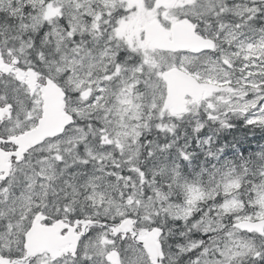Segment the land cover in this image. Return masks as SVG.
<instances>
[{"label":"snow or ice","instance_id":"snow-or-ice-1","mask_svg":"<svg viewBox=\"0 0 264 264\" xmlns=\"http://www.w3.org/2000/svg\"><path fill=\"white\" fill-rule=\"evenodd\" d=\"M233 116L264 126V0H0V264H264V151L176 162Z\"/></svg>","mask_w":264,"mask_h":264},{"label":"trees","instance_id":"trees-1","mask_svg":"<svg viewBox=\"0 0 264 264\" xmlns=\"http://www.w3.org/2000/svg\"><path fill=\"white\" fill-rule=\"evenodd\" d=\"M233 116L229 120L230 127L218 128L214 123L207 124L202 134H193L191 125L185 122L179 130L181 143L185 138L192 152L190 161H176L180 164V171L186 178L191 179L197 175L202 176L204 183H207V176L213 167L223 168L226 162H232L234 166L244 159H252L258 152L264 151V126L248 125L244 117ZM212 138V148L207 146L198 147L194 141L199 138ZM222 149L215 157H208L206 151ZM172 159L175 160V149ZM206 176V177H205ZM238 185H233V188Z\"/></svg>","mask_w":264,"mask_h":264},{"label":"water","instance_id":"water-1","mask_svg":"<svg viewBox=\"0 0 264 264\" xmlns=\"http://www.w3.org/2000/svg\"><path fill=\"white\" fill-rule=\"evenodd\" d=\"M193 95L189 92H187V90H185V92H180L177 94H170L168 100L166 101V104L168 105V107L171 108L172 112H180L183 113L184 111H186V104H187V100L185 99V95ZM200 95L195 94L193 95V100L196 99V96Z\"/></svg>","mask_w":264,"mask_h":264},{"label":"bare ground","instance_id":"bare-ground-1","mask_svg":"<svg viewBox=\"0 0 264 264\" xmlns=\"http://www.w3.org/2000/svg\"><path fill=\"white\" fill-rule=\"evenodd\" d=\"M240 118V117H239ZM256 126H258V125H256ZM206 177V176H205ZM204 179V178H203ZM207 180V179H206Z\"/></svg>","mask_w":264,"mask_h":264},{"label":"rangeland","instance_id":"rangeland-1","mask_svg":"<svg viewBox=\"0 0 264 264\" xmlns=\"http://www.w3.org/2000/svg\"><path fill=\"white\" fill-rule=\"evenodd\" d=\"M245 120V119H244ZM258 125V124H257ZM258 126H261V125H258Z\"/></svg>","mask_w":264,"mask_h":264}]
</instances>
